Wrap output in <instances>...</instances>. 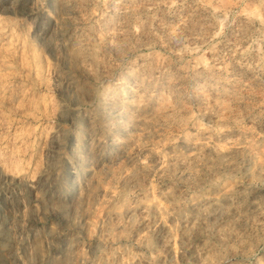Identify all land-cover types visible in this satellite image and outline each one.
<instances>
[{
	"label": "rangeland",
	"instance_id": "374dc122",
	"mask_svg": "<svg viewBox=\"0 0 264 264\" xmlns=\"http://www.w3.org/2000/svg\"><path fill=\"white\" fill-rule=\"evenodd\" d=\"M0 264H264V0H0Z\"/></svg>",
	"mask_w": 264,
	"mask_h": 264
}]
</instances>
